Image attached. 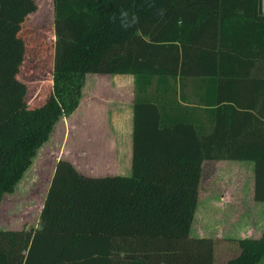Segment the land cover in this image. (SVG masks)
Instances as JSON below:
<instances>
[{
  "label": "trees",
  "instance_id": "16d2710c",
  "mask_svg": "<svg viewBox=\"0 0 264 264\" xmlns=\"http://www.w3.org/2000/svg\"><path fill=\"white\" fill-rule=\"evenodd\" d=\"M52 3L51 91L36 103L19 78L36 0H0V199L75 109L88 72L134 75L131 170L85 175L57 159L39 226L0 228V264H212L211 236L189 235L201 162L253 161L264 200V119L244 101L249 81L264 93L257 0ZM237 243L226 264H256L264 226Z\"/></svg>",
  "mask_w": 264,
  "mask_h": 264
},
{
  "label": "crops",
  "instance_id": "0c3cea01",
  "mask_svg": "<svg viewBox=\"0 0 264 264\" xmlns=\"http://www.w3.org/2000/svg\"><path fill=\"white\" fill-rule=\"evenodd\" d=\"M88 75H93V77L88 79ZM253 83L249 81V84H246L247 89L250 88L252 91L245 94L246 100L244 101L251 105V108L249 107L251 112L264 119V106H261L260 113L256 111L260 103L264 101V93L257 92ZM134 98L135 81L132 73H86L77 106L71 113L62 115L60 118L68 116L71 120L76 115V118L81 122L77 130L92 134L95 140L93 152H88L87 146L82 147L84 144L78 145L77 143L71 153L66 151L64 155L55 159L54 164L57 159L65 158L83 174L87 175L91 170L99 171L96 166L95 169H87L81 165L79 158L82 154L87 159H94V162H96L95 159L101 160L107 165L113 161L116 164V170H120L118 171L120 174L125 173L123 168L126 170L127 167H130L131 170ZM187 103L194 105L193 101ZM69 120L67 119L68 125ZM96 133L105 135L102 137L100 135L93 136ZM209 160L216 161L215 159ZM220 160L223 161V168L221 167L223 179L219 180L222 184L214 191L205 190V201L201 202L203 208L199 211V227L195 234L196 236L210 235L212 237V264H218V262L226 264L229 258L239 252L237 239L244 236L257 237L264 226V200L253 198V161L250 160L251 166L248 164L244 166L240 162H234V160L242 159ZM207 214L214 215V221L210 226L205 224L208 222ZM229 222H232L230 223L233 224L232 227H229ZM219 227L222 229L219 230ZM221 241L223 246L220 247L218 243ZM218 250H221L219 255L217 254ZM256 264H264V256Z\"/></svg>",
  "mask_w": 264,
  "mask_h": 264
},
{
  "label": "rangeland",
  "instance_id": "374dc122",
  "mask_svg": "<svg viewBox=\"0 0 264 264\" xmlns=\"http://www.w3.org/2000/svg\"><path fill=\"white\" fill-rule=\"evenodd\" d=\"M36 3L37 9L29 14L22 31L23 36L27 39V45L19 71V78L26 83L27 100L41 103L43 98H46L51 91L54 43L53 3L52 0H36ZM92 77L93 75H88V79ZM67 119L69 120L68 116H64L58 120L49 140L36 152L31 164L24 171L14 189L2 195L0 199V228L29 229L38 227L39 212L43 204L55 159L64 155L66 151L71 153L75 149L74 146H77V143L78 145L80 143H82L80 145L84 144L82 147L87 146L88 152H93L95 140L92 134L82 133L77 130L81 122L76 118V115L69 120V125L67 124ZM96 135L102 137L105 134L96 133L93 136ZM80 156V164L85 166V168L95 169L96 166V169L99 170L95 172L91 170L87 175L120 173L118 172L120 170H116V164L113 161L108 166L104 161L95 159L96 162H94V159H87L82 154ZM215 160L204 159L201 162L196 207L189 226V235L191 236H196V229L199 227L198 215L199 211L203 208L202 203L205 201V190L214 191V189H218L222 184L219 180L223 179L221 171L223 161L220 159ZM234 162H240L244 166L247 164L252 165V162L246 159L234 160ZM123 169L126 174L130 173V167H127L126 170L125 168ZM207 206L209 208V205ZM213 216V214H207L208 222L205 223L207 226H210L211 222L214 221ZM230 223L232 222H229L228 225L232 227L233 224ZM221 229L222 227H219V230ZM218 244H220V247L223 246L222 241ZM217 254H221V250H218Z\"/></svg>",
  "mask_w": 264,
  "mask_h": 264
},
{
  "label": "built area",
  "instance_id": "2783aa9c",
  "mask_svg": "<svg viewBox=\"0 0 264 264\" xmlns=\"http://www.w3.org/2000/svg\"><path fill=\"white\" fill-rule=\"evenodd\" d=\"M257 8L259 13L264 14V0H257Z\"/></svg>",
  "mask_w": 264,
  "mask_h": 264
}]
</instances>
